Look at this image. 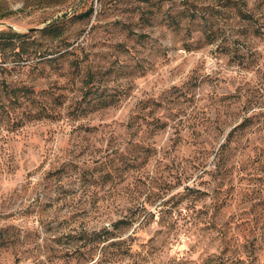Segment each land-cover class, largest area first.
I'll return each instance as SVG.
<instances>
[{
    "label": "rangeland",
    "instance_id": "rangeland-1",
    "mask_svg": "<svg viewBox=\"0 0 264 264\" xmlns=\"http://www.w3.org/2000/svg\"><path fill=\"white\" fill-rule=\"evenodd\" d=\"M9 28L46 55H0V264H264V0H0Z\"/></svg>",
    "mask_w": 264,
    "mask_h": 264
},
{
    "label": "trees",
    "instance_id": "trees-1",
    "mask_svg": "<svg viewBox=\"0 0 264 264\" xmlns=\"http://www.w3.org/2000/svg\"><path fill=\"white\" fill-rule=\"evenodd\" d=\"M53 24H48L44 28H42V31H47L52 34L53 37L59 36V32L53 33L54 29ZM28 37L29 33H20L17 31H14L12 29H0V55L3 56V58L6 60L8 55L14 58L15 65H20L22 61L31 59L32 57H43L46 54L43 51L37 50V48H25L21 44H17L16 38L19 37ZM25 64V63H24ZM21 89H24L25 91L32 90V86L24 85L22 84L20 87ZM246 120H242L241 122L237 123L229 132V135H233L236 131H240V128L245 126ZM132 218H128V220H119L114 223V226L116 227L119 222L122 221H129L132 222Z\"/></svg>",
    "mask_w": 264,
    "mask_h": 264
},
{
    "label": "water",
    "instance_id": "water-1",
    "mask_svg": "<svg viewBox=\"0 0 264 264\" xmlns=\"http://www.w3.org/2000/svg\"><path fill=\"white\" fill-rule=\"evenodd\" d=\"M34 29H36V28H29L28 31H31V30H34Z\"/></svg>",
    "mask_w": 264,
    "mask_h": 264
}]
</instances>
